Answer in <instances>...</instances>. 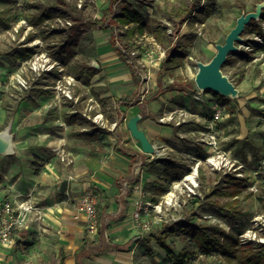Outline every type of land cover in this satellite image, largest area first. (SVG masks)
<instances>
[{"label":"crops","instance_id":"1","mask_svg":"<svg viewBox=\"0 0 264 264\" xmlns=\"http://www.w3.org/2000/svg\"><path fill=\"white\" fill-rule=\"evenodd\" d=\"M105 1L92 0L85 6L93 4L101 8ZM108 2L91 18L99 19ZM88 29L96 36L103 34L95 39L89 61L81 62L96 70L88 85L81 84L63 65L66 72L60 67L61 73L57 70L43 73L54 75L51 91L56 102L49 107L51 117L43 114L46 118L34 130L45 152L41 162L21 173L7 167L6 173L0 172L1 197L29 200L39 209V213L30 215L13 247H0V264H25L16 261L21 253L32 255L25 259L32 264H137L138 247L145 234L135 240L139 234L133 227L131 214L137 198L151 203V199L158 197L152 189L157 177L162 178L157 171L164 162H154L158 161L155 158L161 151L164 159L175 161L169 157H173L172 153L176 157L173 145L183 142L178 138L189 141L210 119L215 122L213 115L209 116L213 104L203 102V96L202 101L195 100L193 95L198 90L173 81L163 88L162 79L170 76L159 81V67L155 75L157 90L152 91L154 87L150 90L149 85L154 83L149 70L152 65L143 61L141 53L131 56L130 52L135 67L132 69L113 41L112 30ZM152 40L155 41L153 37ZM31 44L40 45L38 41ZM20 61L26 60L16 62ZM137 63L143 66V73ZM61 75L75 79L73 100L59 96L54 88ZM174 83L178 85L171 87ZM36 95L48 99L50 91L37 89ZM27 101L38 104L34 98L24 102ZM136 114L141 115L139 129L155 148L153 155L142 153L140 144L126 129L127 121ZM96 115L102 116V125L93 121ZM113 123L117 126L111 129ZM178 123L181 125L176 138ZM10 130L14 134V154L5 157L15 158L16 154L26 157L29 151L25 148H29L27 140L33 129L25 126L26 135L20 139ZM87 191L97 195V228L91 233L86 231L85 217L77 211L79 199ZM83 243L84 251L77 256Z\"/></svg>","mask_w":264,"mask_h":264},{"label":"rangeland","instance_id":"2","mask_svg":"<svg viewBox=\"0 0 264 264\" xmlns=\"http://www.w3.org/2000/svg\"><path fill=\"white\" fill-rule=\"evenodd\" d=\"M5 6H0V12L3 8L9 10L6 14L17 17V21L8 30L3 28L0 23V132L10 127L14 133H17L19 139L21 135L25 137V126H30L32 135L29 142L28 154L26 157L16 154L15 158L0 156V172L4 173L8 170L17 172L27 171L31 166L41 162L44 156V149L40 145V141L36 140L35 129L42 121L43 114L47 118L51 117L50 105L56 102L51 87L54 83V75L51 73L38 75L31 70L28 62H14L7 57L8 52L20 47H33L34 55L43 54L55 64V69L60 67L55 61V56L60 51V43L65 37L60 33L65 27L70 26V20H62V23H55L51 20L43 24L41 27L31 28L29 25V16L35 10L30 8L31 4L40 3L44 6L57 7L61 2H65L67 6L76 7L77 0H6ZM61 1V2H60ZM106 0L102 7L90 4L82 9H77L78 14L86 18L95 17L98 12L105 7ZM134 9L140 13L143 19H156L163 25L171 28L168 23L170 11L177 5V0H129ZM200 5L209 4L215 9L212 17L207 18L203 24H195L188 27L182 26L181 35H189L191 37V47L186 50V58L183 60L182 66L174 71L170 77L162 79V87L173 82H177L184 87L189 84L192 89L197 91L194 84V75L196 73V62H208L215 53V45L224 42L226 34L234 26L235 20L242 13L254 10L257 0H199ZM65 21H69L67 25ZM85 21V20H84ZM264 23L259 22V29L253 31L252 28L244 31L242 34L243 41L238 44L239 51L230 55L229 63L221 68L222 73L229 78L239 91L238 98H225L219 94L207 91L203 92V102L212 103L210 115L216 111L220 113L218 121L213 122L211 119L206 126L195 133V136L188 138L189 141L178 138V128L175 137L183 141L180 145L173 148L176 150L175 155L172 153L175 161L164 159V155L160 154L155 158L154 162H164L159 166L161 170L157 171L158 178L163 184L167 183L170 178H174L171 172L166 170V163H177L182 167L179 175L178 188L175 191L176 200L171 208L164 205L163 196L157 197V202L152 200V205H160L162 207L161 217L158 218L157 224H154L151 233H155L164 224L170 225L177 220H188L199 224H207L218 226L226 233H234L236 227H243L242 232L251 231L256 233L254 243L264 240ZM173 30L170 29V34ZM96 36L91 29H85L80 34V42L75 48L76 54L69 59V63L85 62L88 60L91 52L95 49V39L102 37ZM30 39V41H28ZM259 40H262L260 43ZM28 41V42H27ZM38 41L40 45L31 44ZM31 44V45H29ZM131 52L136 55L141 53L143 61L151 64L149 69L152 72L154 83L149 85L157 90L155 75L161 61L162 48H160L152 36L146 31L136 34L131 44ZM31 59V58H30ZM27 59L26 61H29ZM144 64V62H142ZM143 73V66L137 63ZM146 71V69H145ZM144 71V73H145ZM157 80V79H156ZM48 89L50 95L48 99L38 98L37 89ZM193 92H191L192 94ZM193 95V94H192ZM35 99L38 104L35 106L33 102H24L27 99ZM26 103H30L28 106ZM38 106V107H37ZM42 107L44 110H42ZM24 118L25 121H21ZM18 119V120H17ZM18 121V123H17ZM175 124V122H171ZM215 135L216 147L208 143L209 137ZM185 136V135H184ZM195 138V139H194ZM197 139V141H196ZM196 142H194V141ZM192 143V145H191ZM20 153V152H19ZM184 153L191 154L192 158H185L180 155ZM225 154L228 156L229 162L225 160L221 163L220 168H213L206 164V159L211 154ZM178 159V160H177ZM199 161V162H198ZM198 166V178L196 177V187L192 190L188 189L190 183L183 178L189 174L191 168ZM30 166V167H29ZM19 168V169H18ZM202 170L205 180L200 179L199 171ZM34 170H31V173ZM6 173V172H5ZM226 175L240 179H246L248 183V199L243 200L239 207V213L229 218H220L214 215L207 207L202 206L201 202L218 181ZM1 183V182H0ZM173 184V183H172ZM171 184V185H172ZM170 185V188H171ZM169 188V191L171 190ZM153 191V189H152ZM172 191V190H171ZM150 200V201H151ZM223 201V200H222ZM155 213L151 212L150 221H154ZM174 219V220H173ZM167 221V222H166ZM156 225V226H155ZM87 228V227H86ZM88 232H94L89 231ZM139 244L137 264H172L166 258L165 252L159 248L153 240L150 242L152 257L148 255L145 249V238ZM251 235V234H250ZM238 237V236H237ZM165 243L173 248L175 253L183 251L186 242H183L178 236L165 239ZM264 243V242H263ZM32 255L21 253L17 258V262L32 264L25 262V259L31 258ZM14 263V262H12ZM189 264H224L222 258L216 253L208 256L193 255Z\"/></svg>","mask_w":264,"mask_h":264},{"label":"trees","instance_id":"3","mask_svg":"<svg viewBox=\"0 0 264 264\" xmlns=\"http://www.w3.org/2000/svg\"><path fill=\"white\" fill-rule=\"evenodd\" d=\"M261 1L257 0V2ZM6 2V0H0V6H5ZM29 7L35 10L29 16L28 21L32 27H41L46 22L54 19L70 20L72 22L70 26L65 27L60 32L65 37L60 43V51L54 58L60 65L67 67L69 72L75 76V79L83 85L89 84L96 70L81 62L74 61L70 64L69 59L75 55V48L80 39V34L85 29L97 27L100 30H112L113 41L119 45L122 58L132 69L135 67L133 58L130 56L131 41L136 34H141L144 31L152 35L164 50V58L160 62L157 73V78L161 81L163 77L173 75L174 71L182 66L187 55L186 50L191 47V37L180 34L182 26L185 24L192 27L195 24H203L207 18L212 17L215 13L212 5H200L199 0H177V5L170 11L168 17V23L171 24L170 29L173 30V33L169 34L167 32L169 28L158 20L143 19L129 0H110L106 8L101 11L99 19L86 18L85 21L78 15L75 7L70 5L68 7L65 2H61L60 6L57 7L44 6L40 3L31 4ZM8 11L5 7L0 12V23L5 30L10 29L17 21V17L6 14ZM259 22L264 23V10L260 20L258 22L250 21L244 31L251 28L253 31H257ZM34 53L33 47L20 46L6 54L10 60L15 62L30 59ZM230 55L222 68L229 63ZM177 85L174 83L171 87ZM166 170L175 177L169 179L167 183L170 184H163L160 181L154 183L153 192L155 196L165 195L169 191L170 185L180 179L179 175L182 172V167L179 164L166 163ZM199 174L203 182L205 180L204 172L200 170ZM247 189L246 179L226 175L209 189L201 204L217 217L229 218L239 213L241 202L248 197ZM153 200L157 202L158 199ZM243 229V227H236L234 233H226L218 226L177 220L170 225L164 224L151 235H149L151 231L147 233L144 244L146 252L152 257L150 242L154 240L172 264H189L193 255L208 256L211 253L219 255L224 264H264V244L256 243L254 245L248 243L242 245L237 236L242 233ZM173 236H178L183 242L187 243L180 253H175L173 248L165 243V239ZM83 251L84 243L78 250L77 256Z\"/></svg>","mask_w":264,"mask_h":264},{"label":"built area","instance_id":"4","mask_svg":"<svg viewBox=\"0 0 264 264\" xmlns=\"http://www.w3.org/2000/svg\"><path fill=\"white\" fill-rule=\"evenodd\" d=\"M92 0H77L76 8L82 9L86 3L91 2ZM55 23H62L61 19H55ZM67 25H70L69 21H65ZM264 30V25L262 27ZM170 34V30L167 31ZM261 43L262 40H259ZM135 53L131 52V56H134ZM164 58V51L161 53V57ZM31 67V70L38 75H41L46 72H52L55 69V64L48 59V57L43 54H33L29 61H23L21 63H26ZM58 73H61L60 69H57ZM146 82H148V78H145ZM75 85V79L69 75H61L55 82L54 88L57 91L59 96H63L66 99L73 100L72 95V87ZM202 93L201 91H197L193 96L195 100L202 101ZM220 117V113L216 111L213 113V120L218 121ZM164 119H161V121ZM93 121L99 125H102V116L96 115L93 118ZM117 126L116 123L111 124L110 128L114 129ZM216 139L215 135H211L209 137L208 143L216 147ZM229 162L228 156L221 153L213 155L206 159V164L213 168H217L221 166L223 161ZM199 162V161H198ZM196 163L194 167L191 168L189 174L184 176V180L190 183V187L188 189L192 190L196 187V177L198 178V166L199 163ZM190 178V179H189ZM180 181V180H179ZM173 182L171 185V190L168 191L165 195H163L164 205L171 208L172 204L175 203L176 195L175 191L178 188V182ZM96 204H97V195L94 192L87 191L82 195L79 199L77 205V211L85 217L87 222V228L89 231H95L97 228V213H96ZM162 207L160 205H152V203H145L141 200V198H137L134 201V210L131 214V220L133 223L134 229L137 231L139 235L135 237V240H139L144 234H147L151 231L154 224L159 221L158 218L161 217ZM39 213V209L37 206L29 200H9L7 198L0 196V247L1 248H11L15 245L16 237L19 232L23 231V229L27 226L30 215L32 213ZM155 213L154 221H150L149 219H142L143 216L148 218L150 213ZM174 220V219H173ZM167 222V221H166ZM156 226V225H155ZM251 234V235H250ZM256 233L252 234L251 231L242 232L238 235L239 242L244 245L248 243L256 244L255 241ZM260 244H264V240L257 241Z\"/></svg>","mask_w":264,"mask_h":264},{"label":"water","instance_id":"5","mask_svg":"<svg viewBox=\"0 0 264 264\" xmlns=\"http://www.w3.org/2000/svg\"><path fill=\"white\" fill-rule=\"evenodd\" d=\"M264 10V0L254 6V10L242 13L236 18L234 26L226 34L224 42L215 45V53L211 59L206 62H196V73L194 75V84L201 92H213L225 98H238L239 91L235 85L225 76L221 68L226 62L228 56L239 51L237 45L243 41L242 34L250 21H259ZM93 67H96L93 65ZM141 115L136 114L126 123V129L131 137L135 139L141 147L142 153L153 155L156 151L153 145L147 139L145 133L139 129L138 123ZM14 134L10 128H5L0 132V156H9L14 154Z\"/></svg>","mask_w":264,"mask_h":264},{"label":"bare ground","instance_id":"6","mask_svg":"<svg viewBox=\"0 0 264 264\" xmlns=\"http://www.w3.org/2000/svg\"><path fill=\"white\" fill-rule=\"evenodd\" d=\"M190 179V178H189Z\"/></svg>","mask_w":264,"mask_h":264}]
</instances>
